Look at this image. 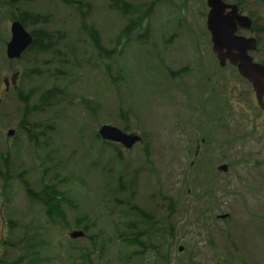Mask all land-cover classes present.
I'll list each match as a JSON object with an SVG mask.
<instances>
[{"label": "rangeland", "instance_id": "1", "mask_svg": "<svg viewBox=\"0 0 264 264\" xmlns=\"http://www.w3.org/2000/svg\"><path fill=\"white\" fill-rule=\"evenodd\" d=\"M127 1L152 4L134 34L121 33L127 20L107 0H82V14L60 0L0 6V264H264V121L252 84L219 65L205 0ZM237 1L256 28L237 35L255 39L249 56L264 66V0H224ZM22 10L49 17L27 31L64 33L58 58H7ZM103 126L140 142L106 143ZM45 186L59 198L50 213L26 193ZM142 229L146 247L124 242ZM76 231L85 237L69 238Z\"/></svg>", "mask_w": 264, "mask_h": 264}, {"label": "water", "instance_id": "2", "mask_svg": "<svg viewBox=\"0 0 264 264\" xmlns=\"http://www.w3.org/2000/svg\"><path fill=\"white\" fill-rule=\"evenodd\" d=\"M208 8L207 28L211 33L213 49L221 67L228 63L236 67L242 78L252 84L256 96L257 105L264 109V66L255 64L249 56L250 52L256 49L254 38L238 36V29L250 30L252 21L249 17L240 13L235 4H226L223 0H205ZM11 38L6 44V56L9 60L19 59L20 56L32 43V35L24 26L15 20L10 24ZM13 131H9L11 136ZM103 141L117 143L125 149H130L140 142L136 135H129L121 130L103 126L98 131ZM218 171L227 172L226 165L217 167ZM225 219L226 216H221ZM84 233L81 231L73 232L69 235L71 239L83 238ZM181 252L182 250L179 249Z\"/></svg>", "mask_w": 264, "mask_h": 264}, {"label": "trees", "instance_id": "3", "mask_svg": "<svg viewBox=\"0 0 264 264\" xmlns=\"http://www.w3.org/2000/svg\"><path fill=\"white\" fill-rule=\"evenodd\" d=\"M33 1L34 0H4L3 2H1L0 0V6H6L8 7L9 12H13L14 10L21 8L22 5L33 4ZM60 2L64 5L72 4L74 8L78 10L80 14H82V0H60ZM107 2L108 7L111 11H115L122 18L127 20V23L121 30L122 34L136 33L140 28H142V25L144 24L145 20L152 12V4L148 6V9L142 10L136 3H131L127 0H107ZM236 4L240 6L239 1H237ZM10 18V20L17 19L24 27L26 26V24L30 26H44L46 23H49V17L44 16L40 13L31 12L29 10H22L16 18H14L13 16H11ZM29 32L33 38L32 43L29 48L21 55L18 61H23L28 56V54H52L55 57L58 56V52L55 51L56 45H58V43L60 41H63L64 39V33L61 30L48 31L42 28H36L32 29ZM88 33L94 46L98 50L99 55L103 54V52H106L101 47L99 43L100 40L92 27L91 30L88 31ZM108 55L109 54L106 52V56ZM52 95V92H47L46 94H43L39 100L40 107L48 106ZM22 125L24 126L23 129L26 131L29 139L34 140L30 130H28L24 123ZM127 129L128 128H123L122 130L126 133L128 131ZM26 193L27 197L30 200L40 202L45 208H47V212L49 213L50 210H54L57 207V204L59 202L58 194L55 189L51 186H45L39 193L33 192L30 189H26ZM137 214L141 216L140 212H138ZM142 219L145 220L146 223H150L152 216L149 214H144V217H142ZM136 227V225L133 226L129 224L127 228L128 230H132L136 229ZM145 236H148V232L146 231V229L136 230V234H134L133 239H125L124 242L129 245H142L143 247H146Z\"/></svg>", "mask_w": 264, "mask_h": 264}, {"label": "flooded vegetation", "instance_id": "4", "mask_svg": "<svg viewBox=\"0 0 264 264\" xmlns=\"http://www.w3.org/2000/svg\"><path fill=\"white\" fill-rule=\"evenodd\" d=\"M255 32V30H253ZM253 33V32H252ZM263 104H264V96H263ZM260 109V108H259ZM260 114L262 115L261 120L264 121V109H260ZM262 125H264V123L260 122Z\"/></svg>", "mask_w": 264, "mask_h": 264}]
</instances>
